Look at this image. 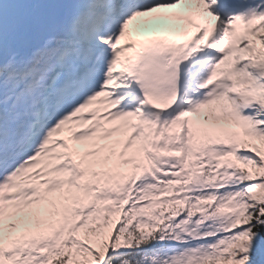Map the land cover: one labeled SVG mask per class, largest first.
Masks as SVG:
<instances>
[{"label":"snow or ice","instance_id":"1","mask_svg":"<svg viewBox=\"0 0 264 264\" xmlns=\"http://www.w3.org/2000/svg\"><path fill=\"white\" fill-rule=\"evenodd\" d=\"M0 264H264V0H0Z\"/></svg>","mask_w":264,"mask_h":264}]
</instances>
